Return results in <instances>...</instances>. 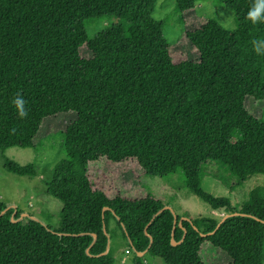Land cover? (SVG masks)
Here are the masks:
<instances>
[{
    "label": "trees",
    "instance_id": "1",
    "mask_svg": "<svg viewBox=\"0 0 264 264\" xmlns=\"http://www.w3.org/2000/svg\"><path fill=\"white\" fill-rule=\"evenodd\" d=\"M155 2L0 0V151L35 147L47 117L75 115L49 136H60L65 155L46 182L47 195L61 202L59 226L0 202V264H113L110 220L133 264H145L146 255L204 264L205 243L228 264H264V185L240 207L201 188L208 162L226 166L238 182L264 175V123L245 107L248 97L264 101V55L252 47L264 39V23L245 18L253 0H218L232 11L235 30L208 18L185 32L198 58L173 62L151 16ZM195 3L175 0L181 25ZM99 20L112 22L90 34ZM17 94L26 102L24 119L13 104ZM101 158L134 159L151 177L179 169L186 189L222 215L182 218L149 193L109 197L88 172ZM3 168L37 174L33 164L8 158Z\"/></svg>",
    "mask_w": 264,
    "mask_h": 264
},
{
    "label": "rangeland",
    "instance_id": "2",
    "mask_svg": "<svg viewBox=\"0 0 264 264\" xmlns=\"http://www.w3.org/2000/svg\"><path fill=\"white\" fill-rule=\"evenodd\" d=\"M151 16L160 21L162 33L171 43L169 48L173 62L185 59L196 60L197 51L188 42L185 32L198 28L208 18L214 19L219 25L231 30L236 19L229 9L222 6L218 0H196L193 9L183 13V25L175 9V0H156ZM109 22L99 20L89 25L88 32H95L104 28ZM81 54L89 56L82 48ZM246 109L264 123V101H255L248 97L245 101ZM75 119L73 113H60L47 117L34 138L35 147H10L0 151V202L9 207H15L24 214L32 215L41 223L58 227L60 223L59 210L61 202L46 193V182L52 177V167L64 158L60 136L53 135L64 130L66 125ZM4 158L19 164H33L37 171L35 176H18L7 172L3 168ZM206 175L201 181V188L215 196L226 197L231 204L241 206L248 198V192L255 186L264 185L263 174L249 175L244 181L238 182L230 174L226 166L208 162L204 165ZM88 172L96 187L104 190L107 196L113 197L116 193L128 197H139L151 194L159 199L175 215L188 216L191 219L202 216L222 215V210H212L196 195L189 192L181 171L178 169L173 175L166 178L146 176L138 166L136 160L127 159L120 163L108 162L105 158L89 163ZM128 248V241L114 220L109 223V255L114 259L113 264H133L132 252ZM200 256L204 264H228L229 259L220 250L209 244L202 245ZM145 264H164L158 258L146 255Z\"/></svg>",
    "mask_w": 264,
    "mask_h": 264
},
{
    "label": "clouds",
    "instance_id": "3",
    "mask_svg": "<svg viewBox=\"0 0 264 264\" xmlns=\"http://www.w3.org/2000/svg\"><path fill=\"white\" fill-rule=\"evenodd\" d=\"M247 20L251 21L253 24L264 23V0H253L246 17ZM231 30H235L233 25ZM252 47L256 54L264 55V39H254L252 41ZM25 100L22 96L17 94L13 100L14 107L17 111L19 118L24 119L28 115V110L25 108ZM15 131V129H13Z\"/></svg>",
    "mask_w": 264,
    "mask_h": 264
},
{
    "label": "water",
    "instance_id": "4",
    "mask_svg": "<svg viewBox=\"0 0 264 264\" xmlns=\"http://www.w3.org/2000/svg\"><path fill=\"white\" fill-rule=\"evenodd\" d=\"M22 215L24 216V215H26V214L23 213ZM171 244H172V245H175L176 242H175L173 239H171ZM106 251H107V250H106ZM139 254H140V253H139Z\"/></svg>",
    "mask_w": 264,
    "mask_h": 264
}]
</instances>
